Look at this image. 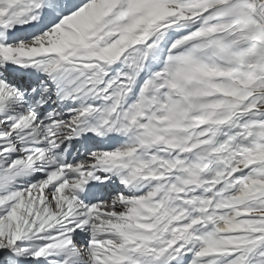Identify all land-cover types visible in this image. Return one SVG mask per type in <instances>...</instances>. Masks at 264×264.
<instances>
[{
    "label": "snow or ice",
    "instance_id": "snow-or-ice-1",
    "mask_svg": "<svg viewBox=\"0 0 264 264\" xmlns=\"http://www.w3.org/2000/svg\"><path fill=\"white\" fill-rule=\"evenodd\" d=\"M0 264H264V0H0Z\"/></svg>",
    "mask_w": 264,
    "mask_h": 264
}]
</instances>
